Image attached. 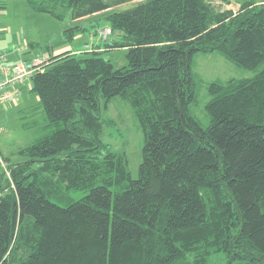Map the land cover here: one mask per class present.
<instances>
[{
  "label": "trees",
  "instance_id": "trees-1",
  "mask_svg": "<svg viewBox=\"0 0 264 264\" xmlns=\"http://www.w3.org/2000/svg\"><path fill=\"white\" fill-rule=\"evenodd\" d=\"M26 1L70 17L69 41L96 16L119 39L51 55L31 78L48 122L23 161L0 165V264H264V1ZM213 52L255 75L211 83L204 126L193 60ZM117 97L145 132L138 179L103 139Z\"/></svg>",
  "mask_w": 264,
  "mask_h": 264
},
{
  "label": "rangeland",
  "instance_id": "rangeland-1",
  "mask_svg": "<svg viewBox=\"0 0 264 264\" xmlns=\"http://www.w3.org/2000/svg\"><path fill=\"white\" fill-rule=\"evenodd\" d=\"M210 1L219 10L238 11L246 1L262 3L264 0H230L231 3L228 5L222 0ZM135 5L136 3H127L116 10L130 9ZM103 17L96 16L83 21L81 25L86 31L76 36L73 41H69L65 30L72 26L70 17L61 21L51 14L35 12L26 0H0V54L13 53L6 62L10 68H13L17 62L23 61L36 72L38 66L46 61L43 60L44 56L50 52L52 56H56L63 52L66 46L82 52L86 43L99 42V39L104 44L110 39L118 40L119 36L117 33H112L111 27L106 24ZM97 29L98 37L94 34ZM108 29L111 30L110 34L108 33L107 38L102 40L100 33ZM104 44V52L101 56L105 60L112 62L116 69L128 65V51L125 48L107 50ZM36 60H40L37 65L34 64ZM193 71L199 76L198 102L193 108V114L204 126L211 124L210 114L205 108L211 99L210 84L251 78L255 75L254 71L237 66L219 52L197 54L193 60ZM32 86L31 78L16 84L11 90L18 95L17 99L14 102L0 104V151L10 163L23 161L25 157L19 155L18 151L45 134L44 126L48 120L38 95L32 91ZM103 116L107 122H113L111 124L108 122L105 126L104 141L113 150L125 153L131 177L138 179L146 137L131 104L122 97L114 98ZM5 165L7 166L6 161ZM85 194L76 193L73 199H80ZM226 262L227 259L222 254H215L211 258V264Z\"/></svg>",
  "mask_w": 264,
  "mask_h": 264
},
{
  "label": "built area",
  "instance_id": "built-area-1",
  "mask_svg": "<svg viewBox=\"0 0 264 264\" xmlns=\"http://www.w3.org/2000/svg\"><path fill=\"white\" fill-rule=\"evenodd\" d=\"M110 29V28H109ZM100 33L102 40H105L111 30ZM110 34V33H109ZM5 55H0V104L14 102L17 99L14 91L9 90L18 83H23L26 79L32 78L35 70L30 69L25 62L17 63L10 68L5 61ZM2 77V78H1ZM0 165L6 168L5 160L0 151ZM7 178L10 179V173L7 171Z\"/></svg>",
  "mask_w": 264,
  "mask_h": 264
},
{
  "label": "crops",
  "instance_id": "crops-1",
  "mask_svg": "<svg viewBox=\"0 0 264 264\" xmlns=\"http://www.w3.org/2000/svg\"><path fill=\"white\" fill-rule=\"evenodd\" d=\"M97 37H98V35H97ZM93 39V38H92ZM93 43H95V44H97L98 42H93ZM89 45H91V44H85V46H84V49H87L88 47H89ZM22 50H24V49H22ZM67 51H71L72 53H74V52H79L78 50H75V49H73V48H70L69 46H66V47H64V50H63V52H60V53H58V54H61V53H64V52H67ZM58 54H56V55H58ZM0 55H5L4 56V58H5V61L4 62H8V59L9 58H11L12 56H13V53H10V54H8V53H2V54H0ZM51 55H52V53L50 52L49 54H47L46 56H44V61L45 60H48L50 57H51ZM20 62H23V61H20ZM39 62H40V60H36L35 61V65H37V64H39ZM17 63H19V62H17ZM16 63V64H17ZM26 63V62H25ZM7 64V63H6ZM15 64V65H16ZM2 78V77H1ZM26 81V80H25ZM24 81V82H25ZM9 90H11V88L9 89ZM11 91H13V90H11ZM15 93V92H14ZM15 95H17L16 93H15ZM17 97H18V95H17Z\"/></svg>",
  "mask_w": 264,
  "mask_h": 264
}]
</instances>
